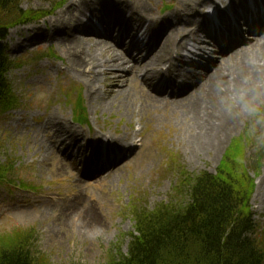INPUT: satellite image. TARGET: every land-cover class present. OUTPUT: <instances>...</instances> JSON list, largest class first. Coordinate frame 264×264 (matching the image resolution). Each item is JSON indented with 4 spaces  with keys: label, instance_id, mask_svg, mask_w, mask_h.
<instances>
[{
    "label": "rangeland",
    "instance_id": "374dc122",
    "mask_svg": "<svg viewBox=\"0 0 264 264\" xmlns=\"http://www.w3.org/2000/svg\"><path fill=\"white\" fill-rule=\"evenodd\" d=\"M68 1L20 0L19 13L20 9H29L51 14L33 23H18L10 29L8 37L12 32L17 38L25 37L43 27L44 23L55 21ZM131 1L147 5L154 15H165L174 12L178 6L183 7L189 0ZM206 1L199 7L201 14L213 5L231 12L230 0ZM252 3L255 5L254 1ZM231 15L237 23V17ZM88 16L92 18V15ZM196 19L192 17L183 24L184 34L190 35L196 30ZM215 23L223 25L220 18ZM209 24L213 26L211 19ZM8 37L4 44L12 65L7 79L15 97L20 100L9 111L0 109V156L2 161L12 159L15 168L21 172L10 185L0 184V234L19 228L34 229L38 237L35 248L53 264H107L111 253L127 252L131 234L135 233L133 206L142 204L154 209L161 203H169L178 183V167L196 174L202 171L215 174L230 144L246 133L247 170L251 178H256L251 200L255 224L253 236L264 235V94L242 117L239 127L229 137L215 149L210 147L200 151V142L195 141L194 133L189 132L186 114L173 112L172 108H167L166 112L156 109L139 112L131 100H127V95L120 96L114 106L100 105V100L95 102L92 93H88L85 80L69 69L67 54L56 43L31 44L27 50L21 51L16 49V37L12 41H8ZM198 38L206 44L205 57L208 59L205 61L209 65L213 60L211 56L216 54L210 52V48L215 49L211 47L214 42L199 31ZM249 47L244 46L241 51ZM220 48L228 53L227 45L222 44ZM184 53L187 55L188 52ZM191 58L189 65L194 62ZM96 86L95 89L100 87L104 91V78L100 77ZM78 93L89 117L87 124L74 120L77 111L70 100H75ZM124 99L126 102L118 108V103ZM223 105L226 108L227 102ZM134 110L138 113L134 114ZM51 111L65 115L72 126L82 130L92 140L95 135L104 138L102 132L126 137L124 142L138 135L142 139V147L135 150L131 157L113 162L107 169L110 174L103 173L99 180H95L98 175L92 176L86 170L88 163L82 160L94 155L98 147L87 146L83 157L77 152L67 160L62 153L53 157L44 156L45 150L39 151V147L34 145V141L44 145L48 142V134L40 125L46 112ZM260 154H263L262 157ZM173 157L178 162L177 166H171ZM254 163L261 166L259 175L252 166ZM20 181H24L29 188L22 182L19 185ZM41 201L44 204L34 206Z\"/></svg>",
    "mask_w": 264,
    "mask_h": 264
},
{
    "label": "bare ground",
    "instance_id": "6f19581e",
    "mask_svg": "<svg viewBox=\"0 0 264 264\" xmlns=\"http://www.w3.org/2000/svg\"><path fill=\"white\" fill-rule=\"evenodd\" d=\"M230 1L235 9H242L241 20L247 19L248 0ZM253 1L256 5L261 2L257 14L264 16V0ZM205 2L189 0L172 13L154 15L147 5L134 4L131 0H69L55 21L44 23L25 37L17 38L12 32L8 41L16 37V49L21 51L31 44L56 43L67 54L69 69L85 80L88 93H92L95 102L100 100V105L114 106L120 96L127 95L139 112L143 109L166 112L172 108L173 112L186 114L189 132L200 142L199 150L205 151L210 147L215 149L229 137L264 94V35H259L263 32L260 29L254 30L258 38L255 37L250 49L242 52L241 45L230 43L228 53L220 50L216 58L211 56L209 65L204 62L207 66L203 65V74L195 69L198 63L193 62V66L186 61L183 52L189 45L206 48L198 38V31L211 35L210 19L199 9ZM219 14L223 21H229L227 12L220 10ZM192 17L197 18L196 30L184 34L182 26ZM231 30L237 28L232 26L228 31ZM163 67H167L165 72ZM100 77L104 78V91L100 87L95 89ZM169 91L170 98L166 100L163 94ZM124 102L126 99L118 103V108ZM40 127L48 134V142L44 145L34 141V145L39 151L45 150L44 156L62 153L67 160L77 152L83 157L87 146L97 148L99 143L121 150L126 140L104 132V138L95 135L92 140L72 126L65 115L55 111L46 112ZM103 154L101 149H95L94 156L83 160L99 163Z\"/></svg>",
    "mask_w": 264,
    "mask_h": 264
},
{
    "label": "trees",
    "instance_id": "16d2710c",
    "mask_svg": "<svg viewBox=\"0 0 264 264\" xmlns=\"http://www.w3.org/2000/svg\"><path fill=\"white\" fill-rule=\"evenodd\" d=\"M20 0H0V107L13 102L6 78L10 60L3 41L18 23L29 24L43 16L21 10ZM81 116L86 117L85 114ZM245 139L229 146L215 174L177 169L178 183L169 203L154 209L133 206L135 233L126 253L110 254L107 264H264V235L255 237L251 199L255 178L245 165ZM177 166L175 157L171 166ZM11 160L0 157V182L12 175ZM34 229L0 234V264H53L36 248Z\"/></svg>",
    "mask_w": 264,
    "mask_h": 264
}]
</instances>
